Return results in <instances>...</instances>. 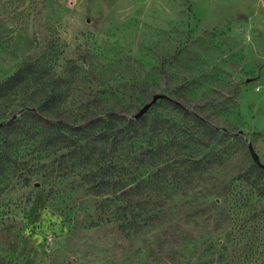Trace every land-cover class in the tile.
<instances>
[{
    "label": "rangeland",
    "instance_id": "1",
    "mask_svg": "<svg viewBox=\"0 0 264 264\" xmlns=\"http://www.w3.org/2000/svg\"><path fill=\"white\" fill-rule=\"evenodd\" d=\"M27 62L83 132L20 147L32 172L0 193V264H264V198L214 192L264 163V0H0V82ZM110 111L138 119L134 144L90 132ZM94 144L114 158L89 163Z\"/></svg>",
    "mask_w": 264,
    "mask_h": 264
},
{
    "label": "trees",
    "instance_id": "2",
    "mask_svg": "<svg viewBox=\"0 0 264 264\" xmlns=\"http://www.w3.org/2000/svg\"><path fill=\"white\" fill-rule=\"evenodd\" d=\"M44 71H46L45 67L39 66L36 62H27L0 82V99L9 102L16 99L19 93H24L23 90L34 85L36 86L27 96L20 98L23 101L27 100L32 103H20L22 104L20 109H14L9 113H5V111L0 112V193L8 188L13 176L23 177L24 181H28L29 174L32 170L30 167L26 168L27 161L24 160L20 147L29 144L30 139H33V137L34 139L38 138L39 145H41L42 141H46L48 151L55 152L59 146L67 147L75 145L78 137L76 138L74 135H78V132H81L80 134L83 132L80 125H75L73 122L57 116L59 110L57 106L60 104V98L54 94H39L42 88L41 78ZM124 117L123 114H119L115 111H110L104 115L98 114L96 118L90 119L89 130L90 132L91 129L94 132L98 131L99 136H103L108 130L113 131L114 129H120L121 137L119 138H125L127 146L132 145L140 136L135 124L138 119L135 122H131L134 121L133 118H128L127 120ZM124 122L128 124L124 125ZM90 132L89 139L92 138L91 140H93L94 136H92ZM111 142L115 144L114 141ZM118 142H121V140ZM98 147L97 144H94L93 147H89V163L93 162V160L97 161L99 158L100 161L104 160L108 162L114 158V155H110L105 159L103 156L98 157L96 155L98 153H96L95 150ZM147 150V152L152 151V148H148ZM216 155L217 154L214 153L205 154L199 160L206 165L215 162ZM159 157H162L161 153H155L148 158L152 159ZM218 162H223V159H219ZM107 167L112 169V173L110 172V174L107 175L105 185L110 188L109 190L116 191L121 188L119 179H113L114 175H116L114 170L117 168V165L110 163ZM258 170L260 171L259 175H252L251 167L240 172L236 178L239 180L238 184H233L230 181L225 183L224 180H221L218 187L219 189L216 191L214 190L217 194L216 196L230 195L231 198L232 196L235 197L237 201L242 200L243 197L249 199L254 195H259L264 198V180H261L262 175H264V168L259 166ZM242 182L244 183L241 184ZM99 184H104V182H97L95 185L97 188L95 190L96 193L105 191L104 188L98 187ZM139 185L140 182H137L134 186L129 187L128 190L121 191V193L132 195ZM211 192L213 191L211 190ZM118 216H121L120 213ZM152 216L153 215H149V217ZM227 218H229V216H227L226 219ZM220 221L221 225L225 222L223 219ZM218 225L217 223V226ZM136 226L139 227V225L136 224L133 226V229L138 230Z\"/></svg>",
    "mask_w": 264,
    "mask_h": 264
},
{
    "label": "water",
    "instance_id": "3",
    "mask_svg": "<svg viewBox=\"0 0 264 264\" xmlns=\"http://www.w3.org/2000/svg\"><path fill=\"white\" fill-rule=\"evenodd\" d=\"M164 96V94H161V93H155L153 96H152V99L148 102H146L134 115L135 118H139L141 117L148 109L149 107L152 105L153 102H155L158 98ZM249 149H250V152L251 154H254V151H253V147L251 146V144H249ZM255 159V162L260 166V167H263L264 168V163H262L259 158L257 157H254Z\"/></svg>",
    "mask_w": 264,
    "mask_h": 264
}]
</instances>
